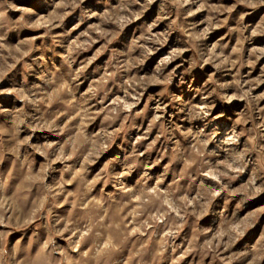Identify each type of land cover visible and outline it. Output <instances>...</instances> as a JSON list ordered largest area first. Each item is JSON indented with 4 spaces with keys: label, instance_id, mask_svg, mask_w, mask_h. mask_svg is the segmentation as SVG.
Returning <instances> with one entry per match:
<instances>
[{
    "label": "clouds",
    "instance_id": "obj_1",
    "mask_svg": "<svg viewBox=\"0 0 264 264\" xmlns=\"http://www.w3.org/2000/svg\"><path fill=\"white\" fill-rule=\"evenodd\" d=\"M0 264H264V0H0Z\"/></svg>",
    "mask_w": 264,
    "mask_h": 264
}]
</instances>
